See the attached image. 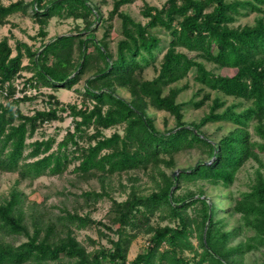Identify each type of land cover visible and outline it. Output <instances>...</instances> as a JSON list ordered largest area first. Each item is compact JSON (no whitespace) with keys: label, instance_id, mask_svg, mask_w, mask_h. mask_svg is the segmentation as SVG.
<instances>
[{"label":"trees","instance_id":"trees-1","mask_svg":"<svg viewBox=\"0 0 264 264\" xmlns=\"http://www.w3.org/2000/svg\"><path fill=\"white\" fill-rule=\"evenodd\" d=\"M132 2L114 1L111 14H117L122 25V38L115 54L108 51L105 41L79 34L59 36L37 51L23 41H17L13 49L8 39L0 40V96L4 98L0 101L1 172L17 173L22 180L34 181L44 175H61L75 164L74 171L78 173L113 175L150 163L157 165L163 155L204 145L212 162L184 170L180 177L229 186L246 161L258 159L254 150L259 147L264 151V144L251 143L247 126L255 119L256 130L264 138V19H257L252 26L231 24L237 15L262 12L264 0H167L160 9L149 5L142 9V15L148 19L146 24L120 11ZM18 13L36 20L38 34L45 36L48 22L54 17L82 19L92 25L95 21L89 18L97 12L87 0H17L9 5L0 4V21ZM157 27L169 35L166 48L151 32ZM91 46L94 54L89 51ZM76 47L80 48V61L74 60ZM160 52L163 53L157 76L140 79L137 73L153 64ZM25 59L31 67L23 65ZM92 61L102 63L84 88L91 106L63 104L55 94L44 93V107L26 114L20 108L21 101L32 98H14L13 83L21 71L31 72L26 83L31 88L71 90ZM202 61L232 69L234 74L216 75ZM191 72L197 83L225 96L245 100L250 107L241 112H236L234 107L221 111L224 102L215 98L209 113L199 123L185 125L184 111L189 107L198 109L205 101L178 103L176 91L169 96L163 92ZM117 86L128 88L132 101L118 96L114 91ZM148 107L168 112L175 118L176 128L166 133L158 131L146 113ZM63 114L72 117L73 130L61 141L44 137L29 142L40 125L61 119ZM216 122H230L236 127L214 145L200 129ZM119 125L124 126L123 133L104 134V130ZM91 129L93 133H89ZM82 141L86 144L82 145ZM174 184L166 176L164 183L148 195L132 192L124 201L112 199L118 221L117 239L111 247L100 246L92 251L72 235L71 228L81 230L95 223L90 216L67 213L60 217L67 235L59 240L50 238L51 230L44 239L38 230L29 235L24 224L25 196L14 188L9 198H0V234L25 235L28 240L18 246L0 244V264H235L236 258L264 248L262 175L233 209L255 231L248 241L237 246H230L236 231L219 227L213 204L202 195L184 202L185 199L173 193ZM84 196L99 199L101 194L86 192ZM190 208L195 210V216L189 215ZM157 212L166 214L173 225L154 227L151 218ZM139 232L151 235L149 244L130 261L128 251ZM186 252L192 256L187 257Z\"/></svg>","mask_w":264,"mask_h":264},{"label":"rangeland","instance_id":"rangeland-1","mask_svg":"<svg viewBox=\"0 0 264 264\" xmlns=\"http://www.w3.org/2000/svg\"><path fill=\"white\" fill-rule=\"evenodd\" d=\"M17 0H0V4L9 5ZM31 2L32 0H24ZM52 0H46L49 2ZM96 12L95 16L89 18L95 21L92 25L84 22L82 19H62L54 17L49 20L46 27V35L40 36L39 24L36 20L22 13L14 14L0 21V40L8 39L9 44L14 49L17 41H23L32 46L33 51H37L44 43L63 35L79 34L82 37L93 36L97 41H105L110 53L115 54L117 43L122 38L121 19L117 14L112 15L115 0H87ZM167 0H134L120 8V11L130 15L136 22L146 24L148 19L142 15V9L147 5L162 8ZM259 18L264 19V7L262 12H245L237 15L232 27L252 26ZM162 40V47L166 48L169 41L168 33L160 27L151 30ZM188 53L187 51L181 49ZM89 51L94 54V48L91 46ZM164 51V50H163ZM15 53V52H14ZM162 53L157 54L156 61L138 72L140 79L151 80L158 74ZM193 56L194 53H188ZM74 60L80 61V48L76 47L74 51ZM201 61V59H198ZM206 68L216 75L232 76L234 71L228 68H220L216 65L202 61ZM102 62L92 61L90 67L81 77V80L71 90L59 88L50 90L42 88L37 90L31 88L27 83L31 77V72L25 70L18 74L14 81V98L22 99L30 97V100H22L20 108L24 113L32 114L36 109H42L45 104L46 94L53 93L63 104H76L78 106L90 105L91 100L84 95V88L87 80L93 77L96 68L101 66ZM25 67H31L27 59L24 60ZM191 72L189 75L175 82L164 89L163 95L169 96L173 91L177 92L176 102H198L204 100V104L195 109L189 107L184 111L183 123L191 125L199 123L201 118L209 113L210 107L215 98L224 102V110L227 107H234L236 112H241L250 107V103L233 97H228L222 93L213 91L197 83ZM99 87V86H98ZM115 93L127 101H132L133 97L126 87H115ZM4 98L0 96V101ZM146 113L154 120L155 127L161 133H166L176 128L175 118L166 111L157 110L148 107ZM258 122L251 120L247 126L250 134L251 143L264 144V138L257 132ZM123 125L113 126L104 130L106 136L115 132L123 133ZM235 125L230 122L209 123L203 126L200 131L214 145H217L223 137L227 136ZM73 130V120L68 114H63L61 119L53 120L39 126L36 134L29 142L44 137H55L59 142L68 131ZM91 129L89 133H93ZM82 145L86 142L82 141ZM56 148V144L54 146ZM257 158H250L236 172L234 181L227 186L222 183H212L207 180H186L180 177L182 171L194 168L199 163H210L211 158L207 146L198 145L191 149H184L178 153L161 156L159 164L150 163L145 167L134 169L113 175L102 174L101 172L78 173L74 171L75 164H71L61 175H44L34 181L22 180L17 173H8L0 171V198H9L12 189L20 190L25 201L23 205L24 224L28 229L29 235H33L37 230L40 232V238L44 239L49 233L52 240H59L67 235L65 227L61 226L60 217L67 213L77 214L79 216H90L95 223L90 224L84 229L72 228V235L88 251H92L100 246L111 247L112 241L117 239L116 230L118 221L115 217L113 200L124 201L129 194L135 192L139 195H148L157 190L159 185L164 183V177H171L174 181L172 191L177 198L185 199L184 202L197 198L202 195L208 203L213 204L216 209L215 220L219 227L225 231H236L232 238L230 246H237L255 234V231L244 223L242 215L234 212L237 201L244 193L251 191L256 184L259 175L264 178V151L256 147L254 150ZM174 173H176L175 176ZM99 193L100 198L86 197L84 193ZM189 215L195 216V210L190 208ZM166 214L157 212L151 218V224L154 227L173 225ZM151 235L145 232H139L132 241L128 260H133L139 253L143 252L148 244ZM28 237L25 235L3 236L0 234L1 245L18 246L26 242ZM197 244L196 239H193ZM187 257L192 254L185 253ZM235 264H264V248L254 249L242 257L235 259Z\"/></svg>","mask_w":264,"mask_h":264},{"label":"water","instance_id":"water-1","mask_svg":"<svg viewBox=\"0 0 264 264\" xmlns=\"http://www.w3.org/2000/svg\"><path fill=\"white\" fill-rule=\"evenodd\" d=\"M176 175V173H174V175L173 176H175Z\"/></svg>","mask_w":264,"mask_h":264}]
</instances>
